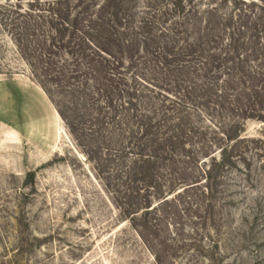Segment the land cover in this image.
Returning <instances> with one entry per match:
<instances>
[{"label":"rangeland","instance_id":"obj_1","mask_svg":"<svg viewBox=\"0 0 264 264\" xmlns=\"http://www.w3.org/2000/svg\"><path fill=\"white\" fill-rule=\"evenodd\" d=\"M0 264H264V0H0Z\"/></svg>","mask_w":264,"mask_h":264},{"label":"crops","instance_id":"obj_2","mask_svg":"<svg viewBox=\"0 0 264 264\" xmlns=\"http://www.w3.org/2000/svg\"><path fill=\"white\" fill-rule=\"evenodd\" d=\"M23 85H25V89L21 92V94L24 97L19 114H23L25 121L29 120L28 114H31L35 117V121H37V128L41 129L42 124L39 120L38 111H44V113H46V115L48 114L50 119L55 122L56 114L53 111L55 109L47 95L33 84L24 83ZM38 106H40L41 109H38Z\"/></svg>","mask_w":264,"mask_h":264},{"label":"trees","instance_id":"obj_3","mask_svg":"<svg viewBox=\"0 0 264 264\" xmlns=\"http://www.w3.org/2000/svg\"><path fill=\"white\" fill-rule=\"evenodd\" d=\"M233 139H234V140L237 139V141H238V139H239V135H237V136L234 137V138H233V137H230V140H233ZM225 149H226L225 147L222 149L223 153H224ZM215 160H216V159H215ZM220 162H222V161H220ZM217 163H219V161H217ZM209 170H212V169L209 167Z\"/></svg>","mask_w":264,"mask_h":264}]
</instances>
